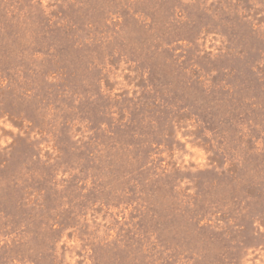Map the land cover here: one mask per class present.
I'll return each instance as SVG.
<instances>
[{
	"label": "rangeland",
	"instance_id": "rangeland-1",
	"mask_svg": "<svg viewBox=\"0 0 264 264\" xmlns=\"http://www.w3.org/2000/svg\"><path fill=\"white\" fill-rule=\"evenodd\" d=\"M0 264H264V0H0Z\"/></svg>",
	"mask_w": 264,
	"mask_h": 264
}]
</instances>
